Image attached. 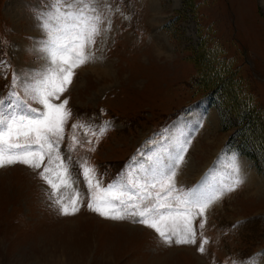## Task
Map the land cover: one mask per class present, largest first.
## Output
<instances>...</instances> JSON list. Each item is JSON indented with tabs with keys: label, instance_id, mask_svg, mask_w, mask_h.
<instances>
[{
	"label": "rangeland",
	"instance_id": "1",
	"mask_svg": "<svg viewBox=\"0 0 264 264\" xmlns=\"http://www.w3.org/2000/svg\"><path fill=\"white\" fill-rule=\"evenodd\" d=\"M48 3L0 0V61L11 65L7 79L0 75V98L9 91L13 71L43 63L32 48L42 38L36 16ZM104 3L111 9V30L61 97L69 99L73 113L61 152L72 157L74 187L87 193L77 160L87 158L107 186L142 159L139 153L188 136L191 147L178 186L225 179L233 154L247 163L255 184L244 182L209 209L203 235L210 244L201 254L199 236L196 245L167 247L152 229L89 211L87 199L78 214L63 216L30 169L0 170V264H264V166L228 151L231 130L224 131L223 122L237 127L238 119L195 87L199 62L207 68L214 60L208 53L216 52L239 69L264 110V0ZM78 122L110 127L97 143L86 128L73 133L71 125ZM73 134L82 143L92 139L96 151L77 147L69 153Z\"/></svg>",
	"mask_w": 264,
	"mask_h": 264
},
{
	"label": "snow or ice",
	"instance_id": "2",
	"mask_svg": "<svg viewBox=\"0 0 264 264\" xmlns=\"http://www.w3.org/2000/svg\"><path fill=\"white\" fill-rule=\"evenodd\" d=\"M111 9L104 0H49L36 20L42 38L32 48L43 62L29 71H13L9 91L0 98V170L24 166L43 181L48 199L63 216H74L85 206L104 219L139 224L152 229L167 247L197 244L206 252L210 241L204 237L209 209L244 184L242 164L235 154L228 164V175L210 184L184 189L177 175L191 147V137L170 139L155 149L141 152L127 171L107 186L87 158L76 163L87 193L74 187L72 157L61 152L65 128L73 118L69 99L61 100L80 69L95 59V47L111 30ZM11 65L0 61V75L7 79ZM39 105L40 107H34ZM109 124L95 129L83 122L71 125L86 128L96 142L107 133ZM67 151L77 147L95 152L93 140L81 142L70 137ZM62 189L65 191L62 192ZM71 195H69V191ZM198 218H202L197 223Z\"/></svg>",
	"mask_w": 264,
	"mask_h": 264
},
{
	"label": "trees",
	"instance_id": "3",
	"mask_svg": "<svg viewBox=\"0 0 264 264\" xmlns=\"http://www.w3.org/2000/svg\"><path fill=\"white\" fill-rule=\"evenodd\" d=\"M201 48L205 49L202 45ZM208 55L214 60L207 68L206 61L205 64L199 62L197 70L201 76L198 73L195 87L238 119L237 127L223 122V130H231L226 144L228 151L239 152L255 165L264 166V110L258 106L257 101L244 85L243 78L239 76V69L235 68L232 62L221 59L216 52ZM259 132L262 136L260 141H258ZM258 168L262 170V167Z\"/></svg>",
	"mask_w": 264,
	"mask_h": 264
},
{
	"label": "bare ground",
	"instance_id": "4",
	"mask_svg": "<svg viewBox=\"0 0 264 264\" xmlns=\"http://www.w3.org/2000/svg\"><path fill=\"white\" fill-rule=\"evenodd\" d=\"M108 78L110 77L108 76ZM240 162L242 164L245 182L248 184H255V181L253 180L254 177L251 174H249L247 170V163L244 160H240Z\"/></svg>",
	"mask_w": 264,
	"mask_h": 264
}]
</instances>
